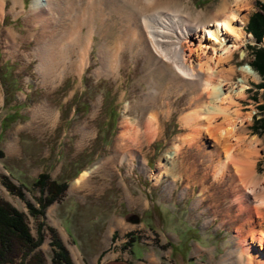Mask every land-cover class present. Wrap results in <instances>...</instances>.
<instances>
[{"label":"rangeland","instance_id":"1","mask_svg":"<svg viewBox=\"0 0 264 264\" xmlns=\"http://www.w3.org/2000/svg\"><path fill=\"white\" fill-rule=\"evenodd\" d=\"M32 1L6 0L7 16L0 24V200L25 213L32 236L36 240L43 238L36 253L42 254L46 264H53L50 243L57 240L77 264L82 253L94 256L106 250L112 239L108 238L103 226L117 227L113 211L122 202L125 213H128L127 220L137 215L140 223L133 224L128 220V228L132 231L125 237L126 242H123L125 238L113 242H116L118 252L130 257L132 244L144 245L147 251L144 259L134 264L221 263L227 253L238 246L236 227L249 217L247 212L239 215L230 179L226 176L221 180L215 178L206 170L207 163H202L207 159L200 157L196 149L185 147L175 157L177 177L164 176L163 181L156 182L159 161L169 149L176 145L182 147V138L189 133L180 124L181 116L185 114L183 108L187 107V94H173L170 98L172 113L169 119H163L152 143L145 139L139 147L132 144L122 147L120 126L126 114L146 122L149 114L161 113V110L153 111L143 106L148 91L147 77L144 76L146 59L126 53L119 77H98L95 74L100 65L98 46L103 39L94 36L90 41L87 66L78 69L71 62L77 57L70 55L56 69L58 76L44 81L35 54L37 26L28 13ZM249 1V8L243 12L247 21L239 26L247 36H252L251 41L246 39L247 44L235 52L230 65L235 67L234 84L243 77L240 69L245 66L253 69L260 79L253 81L247 76L250 86L245 97H231V106L233 110L239 109L242 115L252 117L244 133L248 139L257 138L259 141L260 156L255 172L262 179L264 76L251 67L255 61L251 53L254 49L264 48V39L258 43L246 27L254 13L261 11L264 0ZM14 2H17V16L11 11ZM171 2L177 7L183 3L189 5L194 18L201 13V20L207 21L223 0ZM6 31L17 39L14 51L3 43ZM114 33H109V39H113ZM126 103H130L127 113ZM140 128L142 133L147 131L143 123ZM139 156L148 163L143 170ZM223 157L224 153L215 156L213 170L219 167ZM91 169L90 176L81 184L66 180L74 176L67 172ZM193 171L191 180L185 181L183 175H190ZM38 172H48V186L57 182L66 183L67 188L56 202L50 203L38 218H34L30 216L28 203L41 210L37 202L47 197V193L43 195L35 187ZM8 183L17 191H9ZM204 189V194L199 196ZM18 192H22V196ZM202 199L205 201L199 203ZM95 217H99L97 224L92 219ZM261 226L259 230L264 233V222ZM95 227L98 234L90 241H69L61 235L64 229H71L74 236H83ZM138 246H135L136 253L142 251Z\"/></svg>","mask_w":264,"mask_h":264},{"label":"bare ground","instance_id":"2","mask_svg":"<svg viewBox=\"0 0 264 264\" xmlns=\"http://www.w3.org/2000/svg\"><path fill=\"white\" fill-rule=\"evenodd\" d=\"M249 2L223 0L207 21L201 20V13L194 18L189 5L183 3L177 7L171 0L165 3L161 0H33L28 12L37 26L35 54L44 81L58 76L56 69L70 55L77 57L71 62L78 69L87 66L94 36L103 39L98 46L100 65L95 72L98 77H119L126 53L146 59L144 76L148 91L143 106L161 113L149 114L146 122L126 114L120 126L122 147L131 144L139 147L145 139L152 143L163 119L170 118V98L173 94H187V107L183 108L185 114L180 124L189 133L182 138V147L169 149L159 161L156 182L163 181L164 176L177 177L175 157L185 147L196 149L200 157L207 159L202 163H207L206 170L215 178L230 179L239 215L247 212L249 217L235 229L239 239L237 248L228 252L219 264H264V233L259 230L264 222V177L259 178L255 172L260 144L257 138L248 139L244 133L251 115H242L231 106V97H245L250 86L247 76L253 81L260 79L246 66L240 69L243 77L238 83L234 84L232 79L235 67L230 63L235 52L252 37L239 26L247 21L243 12L249 8ZM5 3L6 0H0V24L7 16ZM16 4L12 3L11 9L15 16L19 14ZM109 33L115 34L113 39H109ZM5 37L3 43L14 51L17 39L10 31ZM156 105L159 107L155 108ZM129 109L130 103H126L125 112ZM142 123L147 130L143 133ZM223 153L224 159L213 170L215 156ZM139 159L143 170L148 163L144 157ZM84 172L77 183L85 181L92 169ZM190 173L183 175L187 182L195 172Z\"/></svg>","mask_w":264,"mask_h":264},{"label":"trees","instance_id":"3","mask_svg":"<svg viewBox=\"0 0 264 264\" xmlns=\"http://www.w3.org/2000/svg\"><path fill=\"white\" fill-rule=\"evenodd\" d=\"M246 30L252 34L258 43H262L264 39V3H261V11L254 13L251 17ZM255 61L253 67L262 76H264V48L254 49L252 51ZM48 174L39 176L35 183V187L47 193L44 200L40 198L37 203L40 204L41 210H37L35 206L30 205L29 213L31 217L38 218L50 203L59 198L60 194L65 192L66 183L52 182L48 186ZM46 182V184H45ZM48 186V187H46ZM7 189L16 192V187L11 183L7 184ZM22 196V192H18ZM26 214L17 210L10 203L0 200V264H46V260L42 254L36 253L38 247L41 246L43 238L36 240L29 230ZM53 247V264H74L70 258L69 252L59 241L50 243Z\"/></svg>","mask_w":264,"mask_h":264},{"label":"crops","instance_id":"4","mask_svg":"<svg viewBox=\"0 0 264 264\" xmlns=\"http://www.w3.org/2000/svg\"><path fill=\"white\" fill-rule=\"evenodd\" d=\"M48 172H38L36 178L38 179V176H41L43 174H46ZM69 174H74V176L69 177L68 179H66L67 181L70 179L71 180H76L75 184H81V183H77L79 178L85 173V172H67ZM66 173V174H67ZM68 174V175H69ZM72 182V181H71ZM124 204L121 202L119 203L118 206H116V209L114 212L115 217L117 218L116 220V228H112L111 225L108 226H103L104 228V232H107V235L109 239H112V241L109 242V244L107 245V249L104 251H101L100 253L94 255V256H89V255H85V254H80L79 256V260H77L76 258V263L77 264H134V262H138L139 260L144 259L145 256V250L146 248L144 247L143 244L141 243H135L132 244V246H130L131 249V257L130 256H126V253H120V251L118 252V249H116L115 245L116 242H119V239L125 238L127 235H129L128 233L132 231V228H128V213H125V207H123ZM117 215V216H116ZM113 216V215H112ZM99 217H95L92 218L93 222L97 224V222ZM119 218V219H118ZM64 229L61 233V235L63 236V238H65L66 240H79V241H90V240H94L96 238V230L97 228H93V231H91L90 233L86 232L84 233L83 236H74V232H72L71 229ZM71 230V231H70ZM100 231H102V229L100 228ZM100 231H97L100 233ZM116 237V238H115ZM114 239H117L116 242H113ZM123 242H126V238L123 239ZM136 244L140 245L138 247L142 248V251L140 253H136L135 252V246ZM139 263V262H138Z\"/></svg>","mask_w":264,"mask_h":264},{"label":"water","instance_id":"5","mask_svg":"<svg viewBox=\"0 0 264 264\" xmlns=\"http://www.w3.org/2000/svg\"><path fill=\"white\" fill-rule=\"evenodd\" d=\"M128 220L133 224H139L140 223V221H139L140 218L137 215L130 217V219H128ZM124 264H127V263H124Z\"/></svg>","mask_w":264,"mask_h":264}]
</instances>
